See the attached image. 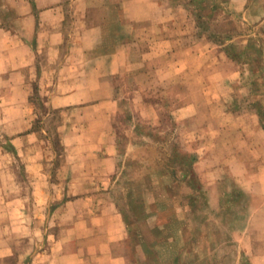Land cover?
<instances>
[{
  "label": "rangeland",
  "instance_id": "1",
  "mask_svg": "<svg viewBox=\"0 0 264 264\" xmlns=\"http://www.w3.org/2000/svg\"><path fill=\"white\" fill-rule=\"evenodd\" d=\"M38 4L60 6L67 34L90 5L107 20L89 60L133 40L130 71L104 77L118 106L101 139L96 108L47 114L53 87L35 70L8 75L33 102L6 84L0 30V264H264V0ZM30 10L0 0V26L25 50ZM100 141L116 148L105 174Z\"/></svg>",
  "mask_w": 264,
  "mask_h": 264
},
{
  "label": "crops",
  "instance_id": "2",
  "mask_svg": "<svg viewBox=\"0 0 264 264\" xmlns=\"http://www.w3.org/2000/svg\"><path fill=\"white\" fill-rule=\"evenodd\" d=\"M33 1L35 2L36 10L33 2L29 0L31 10L26 16L27 19L34 20L35 23L28 50H25L26 41H22L19 46L13 44L9 30L2 24L0 26L1 36H3L1 50L5 49L8 52L1 65V78L7 80L6 84L9 86L14 85V88L21 90V97H24L25 92V96L29 100L30 93L26 91L25 82L18 78L13 79L8 75L15 74L18 77L23 76L24 71L28 68L35 70L41 89L49 86L53 87L49 95V102L54 108L61 109V111L79 108L82 116H86V111L89 108H96L97 112L94 117L95 121L99 122L97 134L102 137L101 139L107 138L111 134L109 129L110 121L117 110L118 100L114 95L113 86L111 88L107 86L112 84L105 81L104 77L130 71L127 61L133 40L116 46V52H114V49L112 52L111 46H109V51L102 50L94 60H89L88 54L101 47L105 36L103 25L107 19L102 18L97 23L93 22L90 19L88 9L90 5H85L82 12L75 17L79 24H76L74 31L72 30L67 34L63 29L65 17L61 16L58 4L40 8L38 0ZM128 5H122L126 12L125 26L133 18L131 15L132 7H126ZM66 41L68 47L69 44L71 46L63 54L61 49ZM40 53L45 55V63L41 64V66L36 64L37 56ZM121 56L124 63H126L125 67L119 64L114 65L113 61L115 58H121ZM87 116L89 115L87 114ZM100 142L101 144L98 143L97 146H104L108 149L104 155L99 154V158L97 156V160L101 161L99 163L100 171H104L103 174H105V169L109 168L110 170L115 164L116 148L112 142L105 145L102 141ZM96 180L102 179L98 177ZM98 235H96V238ZM99 259L104 261L103 258L99 257ZM77 262L79 263L80 261Z\"/></svg>",
  "mask_w": 264,
  "mask_h": 264
},
{
  "label": "trees",
  "instance_id": "3",
  "mask_svg": "<svg viewBox=\"0 0 264 264\" xmlns=\"http://www.w3.org/2000/svg\"><path fill=\"white\" fill-rule=\"evenodd\" d=\"M31 2H33L34 9L36 10L35 2L33 0H31ZM38 89H39V87H38ZM29 100L31 102H33L32 97H30ZM46 110H47V114H53V112H56L57 111V109H55L53 107H47ZM260 116H261V122H262V124L264 126V115H260ZM51 143H54V141H52ZM55 145L56 146H60L59 140H58V143L55 144ZM11 148L14 149L15 147L13 145H11Z\"/></svg>",
  "mask_w": 264,
  "mask_h": 264
}]
</instances>
